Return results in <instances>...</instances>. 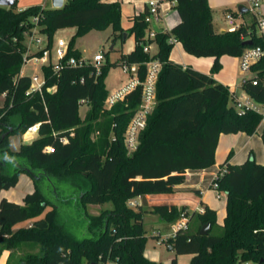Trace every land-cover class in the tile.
<instances>
[{"label": "trees", "instance_id": "16d2710c", "mask_svg": "<svg viewBox=\"0 0 264 264\" xmlns=\"http://www.w3.org/2000/svg\"><path fill=\"white\" fill-rule=\"evenodd\" d=\"M172 1L180 18L154 39H145L143 13L132 17L127 30L122 28L120 0H65L58 9L32 5L16 10V3L0 6V192L14 187L22 172L34 182V190L25 194L22 203L0 199V255L9 251L6 264H99L107 258L120 264H153L143 255V216L150 212L174 222L187 211L186 206L143 209L129 207L127 202L141 195L171 193L185 180L187 170L212 167L220 135L256 131L260 117L234 110L229 87L211 75L174 62L170 58L174 46L168 40L173 37L192 55H212L211 71H216L220 56H238L249 46L243 43L245 38L252 40V46L264 47V34H256L254 21L236 31L218 32L208 0ZM34 17L48 47L57 30L75 28L68 56H80L74 49L75 38L107 28L113 42L124 33L133 35L134 48L121 54L118 63L106 59L98 75L90 65L65 67L58 74L43 67L45 85L55 90L44 88L42 94L26 95L30 78L20 75V70L25 32L33 27ZM145 43L157 46V52H144ZM150 59L161 63L156 104L136 150L128 154L124 133L140 103V87L103 109L109 93L105 79L112 67L124 61L139 64L138 76L144 80L145 62ZM255 68L264 70V57ZM258 89L248 91L262 100L264 92L259 95ZM80 99L88 102L84 117L79 115ZM35 123H39L36 137L13 151L9 137L22 135ZM64 137L67 142L63 143ZM261 137L264 142V130ZM47 146L52 151L45 152ZM232 153L220 164L226 172L216 179L218 190L226 195L222 225L216 223V210L204 207L202 213L187 211L199 221L195 231L179 230L166 238L176 254L190 255L189 264H264V165H257L251 153L242 164H232ZM55 183L68 191L62 200L73 199L81 209L85 220L81 238L72 236L59 219L60 206L49 197L53 193L59 198ZM104 203L111 207L96 216L87 214L86 205ZM26 221L29 225L15 228ZM205 223L211 226L201 235L198 231ZM214 226L218 232L212 234ZM24 245L37 251L18 256ZM171 264H176L175 259Z\"/></svg>", "mask_w": 264, "mask_h": 264}, {"label": "built area", "instance_id": "2783aa9c", "mask_svg": "<svg viewBox=\"0 0 264 264\" xmlns=\"http://www.w3.org/2000/svg\"><path fill=\"white\" fill-rule=\"evenodd\" d=\"M264 0H251L248 4L247 11L251 14L252 20L255 23V27L259 28V35L264 34V16L261 14L259 7ZM175 6V1L172 0H147L145 2V9L143 14L144 21L146 22V34L145 39H154L156 34L160 31H169L164 26L167 17L170 15V11ZM37 17H34L33 27L25 32V52L22 56V66L29 61H33L39 64V74H33L29 76L30 85L26 90V95L33 93L42 94L43 89L47 91L55 90V86H46V78L43 71V67H49L53 74H58L65 67L80 68L83 66H92L95 69V75L100 73V68L105 62V57L102 53H95L92 58H86L82 55L68 56V42L63 39H57L55 43H52L48 47L47 37L40 32V28L37 24ZM237 17L233 14L226 15V31H236L240 26H246L245 21L236 22ZM155 25L158 29L153 28ZM245 39H250L249 37ZM169 42L176 44L177 40L170 37ZM35 50H32V48ZM143 51L153 55L152 43H145L143 45ZM239 61V69L242 74L240 85L237 89L228 88L230 95V104L240 114L254 113L260 117V124L264 123V99L258 100L253 94L248 91L250 87H259L257 93L263 94L264 92V70L261 68H255L261 58L264 57V47L248 46L242 50V52L236 56ZM146 63V72L144 80L139 79L138 70L139 64L137 63H119L122 72L128 76V81L118 89L109 92L104 102L103 109H109L117 101H121L125 98L130 91L140 87V103L135 110L134 115L131 117L129 123L126 126L124 133V145L126 146L128 154H131L137 148L138 138L140 133L145 129L147 117L153 110L156 104L155 84L157 81V75L161 68V63L157 59H150ZM22 69V68H21ZM20 75L22 71L20 70ZM80 82H84V77L80 78ZM4 95H2L3 97ZM79 106H86L88 108V102L86 99H80ZM39 123H35L28 126L25 132L21 135L24 139H28L27 136L36 135L38 132ZM61 142H67V138H61ZM45 152L52 151L51 146L44 148ZM226 172V167H219L214 174L213 180L210 184V189L215 192L217 198H221L224 192L218 190V184L216 179L222 176ZM129 207H135L136 203L128 201ZM204 210H201V213ZM189 214L187 211L181 212L179 221L173 226V232L170 236H174L179 230H187ZM169 237V236H168ZM167 238V237H166ZM99 264H120L118 261L107 258L104 261H100ZM250 264V263H248Z\"/></svg>", "mask_w": 264, "mask_h": 264}, {"label": "rangeland", "instance_id": "374dc122", "mask_svg": "<svg viewBox=\"0 0 264 264\" xmlns=\"http://www.w3.org/2000/svg\"><path fill=\"white\" fill-rule=\"evenodd\" d=\"M123 2V1H122ZM243 4L244 6L248 7V0H241L238 3L235 4H228L225 5L224 8L219 9L215 8L213 11V18L216 27L218 25L222 26L226 29V15L227 14H233L237 17L236 22H242L245 21L246 24L250 25L253 20L251 14L247 11L245 13L240 14L237 11V8L239 5ZM32 5H41L43 7H51V0H18L15 8L16 10H20ZM125 4L121 3V11L124 12ZM260 11H264V2L261 3L259 7ZM123 15V13H122ZM125 16V15H123ZM122 19V17H121ZM124 23H128V20H126V17L124 19ZM131 25L128 26V28ZM153 28H157L155 25L152 26ZM127 28V29H128ZM75 33V30L73 28H64L57 30L53 35L54 43L57 39L62 38L65 42H68L72 35ZM256 34H259V28L256 27ZM111 31L110 28H107L105 30L99 31V30H91L88 33L84 34L83 36L77 37L74 40L75 45L79 48L82 55L86 58H92V56L100 52L104 55L105 60L108 59L109 62H113L118 53L125 52L128 48V42L120 41V39H117L113 42L112 38L110 37ZM133 36V35H132ZM134 38V36H133ZM132 38L130 37L129 40ZM113 45L114 50H111L110 47ZM178 47H181V56H179V52L177 50ZM32 50H35L33 47ZM157 52V47L154 46L152 49V53ZM171 57L174 61L182 63L183 62L193 69H197L203 73H206L208 75H211L213 78L218 80L219 82H222L224 85H228L229 88L237 89V87L240 85V80L242 79V74L239 69V61L236 56L232 54H224L219 57V61L221 63V66L216 71H211L212 65L214 63V57L212 55L210 56H196L188 53L184 50L183 46L181 44H177L174 46ZM116 61V60H115ZM22 71L26 75H33V74H39V64L34 63L33 61H29L26 64L22 66ZM128 81V76L125 75L121 67L119 65L114 66L110 69L106 79H105V85L109 92H112L115 89L120 88ZM3 103V98L0 97V106ZM87 111V107L82 105L79 107V115L81 117L85 116V113ZM264 125L261 124V126L258 127V129L253 133V135L250 138V144L248 145V149L251 151L252 157L255 159L257 165H264V142L261 137V133L264 129ZM247 135L248 133L245 132ZM245 135L241 137V133L234 134V133H228V135H223L222 138L219 140L218 147L216 149L215 153V160L221 164L227 155V153L230 150H237L238 145H241L242 138H245ZM36 137V136H35ZM94 137V135H93ZM22 138V137H21ZM10 147L12 149H16L18 143H19V137L17 135H11L9 138ZM243 152H240L239 154H242ZM241 155H237L236 159H242ZM21 177L19 179L18 184H16L14 187H11L9 189L3 190L0 192V199L5 197L8 199H11L12 201H17L21 198L22 193H26L29 190L28 188V182L29 180H32V178L26 173L22 172ZM25 178V179H24ZM27 180V181H26ZM33 181V180H32ZM55 185L58 187L59 183H55ZM59 188V187H58ZM49 192H47L48 194ZM59 198H55L53 193L49 194V197L54 199L55 202L60 206L59 209V219L61 223L64 225L65 229L74 237L81 238L84 235L85 232V220L83 217V214L81 212V209L76 206V204L73 202V199H69L67 201H64L62 199L66 198V193L68 191L62 188H59ZM209 198L211 200H214V198L222 204L225 200L224 195H222L221 199H217L215 197V193L209 194ZM111 207L110 203H104L102 205H86L85 209L88 215H98L102 213L105 210H108ZM48 206L46 208L49 209ZM154 218L151 216L148 217V219L145 220L144 226L147 230L146 234V247L145 251L146 253L150 254L152 253L153 256L157 257L156 261H153V264H164L168 257H175L182 259L183 257L188 258L189 255L182 254L178 255L174 251L169 250L167 248V244L163 243H157L152 235H154L155 231L152 229V224H155ZM153 220V221H152ZM196 222L198 223V219L196 218ZM217 222H221L220 215L217 216ZM151 224V225H150ZM22 225V224H18ZM199 226V225H198ZM189 229V228H188ZM197 228L191 227L189 231H195ZM218 229L216 226H214L212 230V234L217 233ZM166 241V238H165ZM37 251V248L31 247L30 245H24L21 246L18 249V256L19 255H25L28 253H34ZM1 261V259H0Z\"/></svg>", "mask_w": 264, "mask_h": 264}, {"label": "crops", "instance_id": "0c3cea01", "mask_svg": "<svg viewBox=\"0 0 264 264\" xmlns=\"http://www.w3.org/2000/svg\"><path fill=\"white\" fill-rule=\"evenodd\" d=\"M17 1H16V3H17ZM120 1L122 4H125V8H126V9H124V12L121 11V15H122V13H123V15H125V16L122 15L121 26L124 30H127L128 26L132 25V17L135 14L144 12L145 2L147 0H120ZM240 1L241 0H208V3H209V6L211 8V11L213 12L215 8L222 9L225 7V5L235 4V3H238ZM250 1L251 0H248V2H250ZM241 5H243V4H241ZM241 5H239V6H241ZM45 8H48V7H45ZM49 8H52V6ZM20 10H22V9H20ZM261 14L264 16V11H261ZM125 17H126V20H128V23H124ZM179 18H180L179 13H177L175 8H172L170 11V15L167 17L165 24H164L166 29L169 30L172 26H174L176 24V22H178ZM213 27L218 32H223V31L226 32V29L223 28L222 26L218 25L216 27L215 22H214V18H213ZM158 28L159 27H157L156 29H158ZM73 29L75 30V28H73ZM130 37L132 38L131 40H129ZM59 39H62V38H59ZM120 41H123V42L127 41L128 42V48L125 52L118 53V55L115 59L116 61L115 60L113 61L116 63L119 62V56L121 54H128V52H130L134 48L133 47L134 46V38L132 35H129V34L128 35L126 34V36L123 35V37L120 39ZM52 43H54V40L52 41ZM177 44H181V43L179 41H177V43L174 44L173 46H176ZM152 46H153L152 47V49H153L155 45L152 44ZM112 47H113V45L110 48H112ZM180 48L181 47H178L177 50L179 52V56L182 57ZM74 49H76L80 53V55H82L81 51L75 45V43H74ZM112 50H114V47L112 48ZM170 58L172 59L171 56H170ZM174 62H176V61H174ZM182 65L189 66V65L185 64L184 62ZM21 71H22V69H21ZM22 74L26 75L23 73V71H22ZM220 83H222V82H220ZM261 124L264 125L263 122ZM261 124L259 122L258 127L261 126ZM258 127H257V129H258ZM239 133H241V135H242L241 137H243V135L246 134L245 131L234 133V134H239ZM223 135H226V134L220 135L218 142L222 138ZM252 135L253 134H247V135H245L244 139L243 138H242V140L240 139L241 145H238L237 150H232L233 153H232V156L230 157V163L242 164L243 162H245V160L249 156V153L251 152L247 147L250 144V138ZM17 136L19 137V143H18L16 149H12L10 147L13 151L18 150L21 143L30 142L32 139L35 138L36 135L27 136L28 139H24L21 135H17ZM217 147H218V145H217ZM240 152H243V153L239 154ZM215 153H216V151H215ZM237 155H241L242 159H236ZM254 161H255V159H254ZM219 167H220V164L216 161L212 167H209L206 169H201V170H196V171L187 170L184 174L185 180L183 182H181L179 185H175L173 187V191L171 193L141 195V196L133 197L130 201H133L136 203L135 207H141L143 209H146L149 206H156V205L176 206L177 208H180L181 206H186V209L189 213H192V212L201 213V210L205 209L204 207H208V208H211L213 210L214 209L216 210V223L219 225H222L223 218L226 214V208H225L226 195H225V193H223L225 200L223 201L222 204H220L215 198H214V200H211L209 198V194L214 192L210 189V184L213 180L214 174L216 173V171ZM20 177H21V175H19V177H18V182H19ZM29 181H30V183L28 182V188L30 191H28L26 193H22L21 198L17 201H14V202L22 203V200H23V197L25 196V194L30 193L34 190V182L32 180H29ZM18 182L16 184H18ZM215 197H216V194H215ZM221 198H217V199H221ZM6 199H8V198H6ZM8 200L12 201L11 199H8ZM218 215H220V217H221V222H217V216ZM149 216L154 218L153 220L155 222V224H152V225L150 224L152 226V229H154V231H155L154 232L155 234L152 235V237L154 238V240L157 243H163L166 245L167 242H165V238L172 234L173 226H175V224L179 221V219H177L174 222H168L166 220H163V218L158 216L157 214L149 212L143 216V226H144L145 220L148 219ZM20 224H22V225H17L15 228L29 225V221L22 222ZM187 225L189 226V229L191 227L198 228V223L196 222V215L195 216H189ZM144 230H145V235H146L147 230H146L145 226H144ZM168 245L169 244H167V248H168ZM145 247H146V245H145ZM169 250L174 251L173 248L169 249ZM8 255H9L8 250H4L1 253L0 264H6ZM143 255L145 258H147L149 260H152V261L157 260V257L153 256L152 253L151 254H150V252L146 253L145 249L143 251ZM187 255H189V254H187ZM173 259H175L176 264H189L191 258H190V255L188 258L183 257L182 259L175 258V257H168V259L166 260V262L164 264H171Z\"/></svg>", "mask_w": 264, "mask_h": 264}, {"label": "water", "instance_id": "95a60500", "mask_svg": "<svg viewBox=\"0 0 264 264\" xmlns=\"http://www.w3.org/2000/svg\"><path fill=\"white\" fill-rule=\"evenodd\" d=\"M17 0H0V6H5V7H11L16 3ZM65 0H51V4H52V8L54 9H58L63 7ZM237 11L242 14L247 12V7H245L244 5L238 6ZM225 32V31H223ZM127 33H124L123 35L126 36ZM243 43L245 45H252V40L251 39H245L243 41ZM113 48V47H112ZM112 48H110L112 50ZM7 134V133H6ZM5 134H3L2 136H4ZM210 224L209 223H205L202 225V227L199 229V234L201 235H206L210 229ZM169 249H172L173 247L171 245H168Z\"/></svg>", "mask_w": 264, "mask_h": 264}]
</instances>
